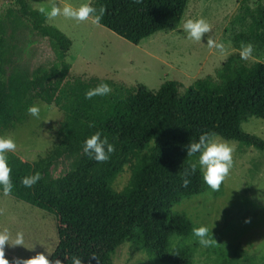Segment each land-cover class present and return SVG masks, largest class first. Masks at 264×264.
<instances>
[{"label": "trees", "instance_id": "16d2710c", "mask_svg": "<svg viewBox=\"0 0 264 264\" xmlns=\"http://www.w3.org/2000/svg\"><path fill=\"white\" fill-rule=\"evenodd\" d=\"M189 0H93L103 9L99 25L139 45L160 32L177 29ZM19 15L40 35L54 41L64 59L72 41L27 0H16ZM235 49L222 65L218 81L198 79L192 86L171 81L155 93L145 86H127L97 77L70 79L68 64L55 65L26 79L19 73L6 78L7 28L0 14V137L24 125L27 109L41 101L64 115L58 142L36 163L6 152L14 188L10 195L57 220L59 245L49 264H114L120 246L130 244V255L146 253L160 264H193L195 250L173 240L194 237L196 226L174 208L207 193L198 155L188 156L186 145L204 132L215 138L264 151V140L247 134L242 125L250 118L264 121V60H243L239 50L248 44L264 55V4L243 0L226 30ZM101 83L111 86L108 96L85 99V92ZM91 125V126H90ZM100 131L115 147L110 159L96 162L83 152L86 138ZM64 154L76 157L75 170L49 183V169ZM196 164V171L192 166ZM129 171L122 189L117 182ZM185 172L190 183L185 187ZM40 173L32 188L21 183ZM0 191L3 192L2 186ZM213 240L215 264H238L239 246ZM212 243V245H213ZM9 264L17 261L0 253ZM96 259H95V258Z\"/></svg>", "mask_w": 264, "mask_h": 264}, {"label": "rangeland", "instance_id": "374dc122", "mask_svg": "<svg viewBox=\"0 0 264 264\" xmlns=\"http://www.w3.org/2000/svg\"><path fill=\"white\" fill-rule=\"evenodd\" d=\"M35 9H61L70 5L78 8L93 0H27ZM243 0H189L181 25L177 29L160 32L134 45L109 29L85 21L67 19L63 15L48 18V24L58 28L71 41L72 48L62 59L57 44L36 32L31 23L18 13L16 0H0V14L7 28L8 57L6 78L19 73L26 79L55 65L68 64L70 79L93 77L112 80L127 86L143 85L157 92L167 82H179L186 87L198 79L211 77L218 81L224 62L237 50L226 35L230 21ZM252 6L264 0H249ZM203 18L210 31L201 41L187 38L183 24L189 19ZM222 44L223 50L210 47L208 41ZM243 48L239 50L241 52ZM250 60H264L253 51ZM40 118L29 115L28 121L1 137L16 143L12 152L22 160L36 163L46 158L58 142V131L64 115L54 105L36 101ZM245 133L264 140V121L250 118L243 123ZM226 142L233 147V164L218 191L185 200L174 210L187 215L198 227L207 226L215 241L239 246L243 256L238 264H264V151ZM76 157L64 154L53 161L49 169V183L59 185L75 170ZM126 171L117 182L122 189L129 178ZM0 233L9 236L0 253L15 261L31 264L32 258L45 255L51 260L59 245L57 220L38 208L20 202L0 191ZM22 235V240L19 236ZM185 243L195 250L193 264H215L214 244L201 246L195 237L175 238L173 246ZM114 264H160L146 253L130 255V244L120 246Z\"/></svg>", "mask_w": 264, "mask_h": 264}, {"label": "clouds", "instance_id": "9594fccd", "mask_svg": "<svg viewBox=\"0 0 264 264\" xmlns=\"http://www.w3.org/2000/svg\"><path fill=\"white\" fill-rule=\"evenodd\" d=\"M42 15L51 19L58 15H63L67 19L76 21H85L91 18L93 24H100L103 17V9L97 12V9L90 4H82L78 8L70 5L64 6L62 9L58 6H52L51 10L40 8L38 10ZM210 25L203 19H189L183 24V31L186 33L187 38L193 41H201L206 33L210 31ZM210 47H217L223 50L222 44H215L213 41H208ZM253 52V45L248 44L241 50V59L247 60ZM112 92V88L107 83H101L94 88L85 92V99L91 100L96 96H108ZM28 114L36 119L40 118V108L36 105L30 106ZM91 126V125H90ZM83 152L90 159L96 162H106L110 159L111 154L114 152L115 147L109 142L107 136H104L100 131H96L93 135L86 138L83 142ZM16 143L11 138L0 137V186L3 188L5 195L11 194L14 184L11 180V168L7 164L6 152L14 151ZM188 156L198 155V166L203 174L204 182L214 191H218L225 177L233 164L232 153L233 147L226 142H217L213 133L204 132L199 135L195 142L186 145ZM197 165L192 166V171L195 172ZM188 173L185 172L183 183L186 187L190 180L186 177ZM40 173L26 176L22 179L21 183L26 188H32L37 182L41 180ZM192 235L198 240L199 244L208 247L213 243L209 237V229L207 226L194 227ZM9 236L6 233H0V248L8 242ZM22 240V235L19 236ZM95 258V257H94ZM96 259V258H95ZM0 264H9L5 257H0ZM17 264H24V261H17ZM31 264H49V260L45 255H39L38 258H32ZM71 264H82V259L73 256Z\"/></svg>", "mask_w": 264, "mask_h": 264}]
</instances>
